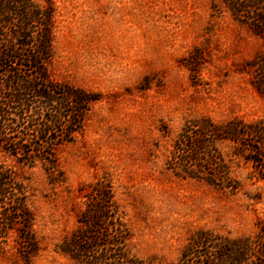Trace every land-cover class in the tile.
I'll use <instances>...</instances> for the list:
<instances>
[{"label": "rangeland", "instance_id": "374dc122", "mask_svg": "<svg viewBox=\"0 0 264 264\" xmlns=\"http://www.w3.org/2000/svg\"><path fill=\"white\" fill-rule=\"evenodd\" d=\"M36 1L54 14L52 77L100 100L83 133L59 151L63 175L49 178L41 163L28 170L33 264H78L60 245L96 205L99 181L113 188L136 264H180L200 231L256 235L264 226L262 163L197 126L264 119L256 86L264 36L235 21L221 0ZM0 160L15 164L7 154ZM190 167L200 179L187 176Z\"/></svg>", "mask_w": 264, "mask_h": 264}, {"label": "trees", "instance_id": "16d2710c", "mask_svg": "<svg viewBox=\"0 0 264 264\" xmlns=\"http://www.w3.org/2000/svg\"><path fill=\"white\" fill-rule=\"evenodd\" d=\"M221 1L235 21L264 36V0ZM53 30L51 6L36 0H0V153L15 160L14 165L0 160V263L33 264L39 246L28 170L41 163L49 178L63 175L59 151L83 133L91 106L100 100L52 77ZM256 86L264 93V54ZM197 127L214 140L235 142L239 150L249 152V162L262 163L264 169V119L221 125L204 119ZM186 134L176 144L178 153L185 150L193 132ZM191 168L185 171L187 176L200 179ZM93 191L96 205H88L79 228L61 243L60 251L78 264H136L127 250L131 232L112 186L99 181ZM180 264H264V226L254 236L239 238L200 231L184 247Z\"/></svg>", "mask_w": 264, "mask_h": 264}]
</instances>
